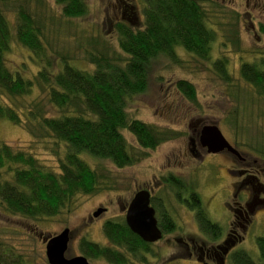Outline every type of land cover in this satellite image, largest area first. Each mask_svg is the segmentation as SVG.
Instances as JSON below:
<instances>
[{"label":"trees","instance_id":"trees-1","mask_svg":"<svg viewBox=\"0 0 264 264\" xmlns=\"http://www.w3.org/2000/svg\"><path fill=\"white\" fill-rule=\"evenodd\" d=\"M52 1L64 18L79 19L89 14L86 0ZM138 1L142 3L143 24L133 27L116 20V50L92 38L87 48H81L84 55L76 58L53 49L46 20L37 10L42 1L0 0V120L22 127L31 137L25 145L0 142V207L7 215L43 221L68 214L79 206V198L110 190L105 170L92 164L99 160L118 169L132 167L146 156L144 151L167 142L166 131L133 119L127 112L129 103L146 91L149 68L156 59L179 64L182 55H188L206 64L221 86L238 92L232 97L233 113L228 111L226 117L228 126L238 136H243L244 127L250 129L242 120L241 106L236 105L243 89L235 81H242L253 93L252 105L263 104L264 57L241 62L236 72L226 56L213 57L219 32L205 8L206 0ZM9 12L14 17L12 22L7 17ZM14 40L29 52V61L35 66L32 76L9 65L7 55ZM81 61L86 65H80ZM173 84L185 101L193 107L198 105L194 84L184 79ZM259 111L257 116H263L264 111ZM255 128L264 136V125L256 123ZM125 130L141 151L130 150L123 136ZM38 141L55 157L54 165L47 166L37 155ZM244 144L247 152L260 155L264 163V150L258 142L256 149ZM162 179L176 190V197L181 192L188 194L192 200L189 208L195 211L200 230L215 236L220 227L204 215L194 185L173 174ZM156 206L158 225L164 224L166 231L175 228L172 217L161 205ZM101 230L106 245L86 236L78 242L80 254L88 260L130 264L127 253L136 257L141 251H149L148 244L129 230L122 216L105 221ZM256 247L259 261L238 250L232 264H264V236L256 238ZM0 264L26 262L15 249L0 243Z\"/></svg>","mask_w":264,"mask_h":264},{"label":"rangeland","instance_id":"rangeland-1","mask_svg":"<svg viewBox=\"0 0 264 264\" xmlns=\"http://www.w3.org/2000/svg\"><path fill=\"white\" fill-rule=\"evenodd\" d=\"M38 1H42L41 8L37 10L46 20L45 27L50 31L53 49L76 58L84 55L81 48H87V42L92 38L95 41L98 38L116 50V20L123 18L125 21V18L135 16L137 21L129 25L139 27L143 24L142 3L138 0H86L89 14L79 19L62 17L60 7L52 0ZM127 2L132 6V13L122 8V3ZM204 4L209 11L210 20L219 32L213 57L226 56L235 72L241 62H253L257 57H264V0H206ZM7 14L12 22L13 14ZM28 55L29 52L14 40L7 60L12 69L32 76L35 66L29 61ZM181 59L179 64L168 62L164 58L154 60L149 68L146 91L136 96L127 106L131 118L155 125L160 132L166 131L169 136L167 142L153 151H144L146 156L132 167L118 169L108 161L99 160L97 164H92L93 167L97 165L96 169L105 170L104 176L107 177L110 190L79 198V206L68 214L62 213L53 219L35 221L7 215L0 207L1 245L15 249L26 264H49L43 238L48 239L68 228L71 238L66 256L81 255L78 250L79 240L86 236L93 242L106 245L107 241L101 230L102 223L108 219L124 217V210L133 193L140 188H147L157 198L156 202L161 205V209L172 217L176 230L164 234L158 242L151 244L147 255L138 254L134 257L127 253L130 263L199 264L194 257H188V251L182 245L176 243L180 239L204 248L209 247V242L199 232L195 211L181 204L180 197L192 200L186 192H182L177 199L176 190L170 188L162 178L173 174L186 184H193L199 195L200 205L205 209L204 215L223 231L229 221L226 206L233 202L231 183L235 179L231 175L236 170L247 168L264 184V163L258 158L260 155H252L244 146V143H249V146L256 149L258 142L264 150V136L255 128L256 123L264 125V115L257 116L259 110L264 111V103L252 105L253 93L242 81H235L243 89L236 105L241 106L242 120L249 124L250 129L244 127L243 136L234 134L226 117L228 111L233 113L235 103L232 97L238 92L221 86L214 73L201 61L188 55H182ZM80 65L86 63L81 61ZM178 79L194 84L197 106L193 107L174 91L173 83ZM33 96L34 94L31 98ZM248 105L252 106L247 111ZM204 125L217 126L237 154H207L205 147L200 150L199 146L194 150L198 155L193 154L190 151V138H194L196 129ZM123 136L132 152L141 151L134 137L126 130L123 131ZM30 140V135L22 127L0 120V142L16 146L29 144ZM36 148L37 155L47 166L54 165L55 157L44 148L43 143L38 141ZM98 208H105L106 211L95 218L92 214ZM261 236H264V211L256 216L243 244L236 250H243L254 261H259L256 238ZM228 261L232 264L230 258ZM89 262L110 264L103 259Z\"/></svg>","mask_w":264,"mask_h":264},{"label":"flooded vegetation","instance_id":"flooded-vegetation-1","mask_svg":"<svg viewBox=\"0 0 264 264\" xmlns=\"http://www.w3.org/2000/svg\"><path fill=\"white\" fill-rule=\"evenodd\" d=\"M122 8L126 11L128 9V12L132 13V6H130L129 4L122 3ZM134 17L125 18V21L128 22L130 25H132L137 21V19H134ZM201 128L198 130L196 129L195 132L196 135L194 138L193 137L190 138L191 139L190 151L192 153L194 152L197 155H198L197 151H194L196 150V147L199 146L200 150L202 149V146L199 143ZM223 152H227V151L224 150ZM206 153L209 154L207 150ZM231 176L233 179H235V181L231 183V197L233 199V202L231 204L228 203L226 206V209L229 214V218H228L229 221L227 227L226 228L224 227L223 231L222 228L220 227V230L217 232L215 236H212V238H209V235L207 236L206 234H204L199 228V232L209 242L208 248H204L201 245H197L191 241L190 242L182 241L180 239L176 240V243L178 245L180 246L182 245L183 248L188 251L186 253L188 257L190 258L194 257L195 258L194 260L199 264H225L226 261L229 264L228 259L230 258L231 260L233 254H235L238 251L236 249L241 245L243 239L247 236L254 219H256V216L258 214L264 211V184L260 183L258 177L254 176L252 172L249 171L247 168L236 170L235 174ZM141 189L147 190V188H140L138 190ZM147 191L150 194V206L153 207L155 210V217L157 219V224H158V208L156 205H160V204H157L156 202L157 198L152 194V192L150 190ZM135 192L133 193L132 197L134 196ZM180 194L177 196V199H179ZM180 202L181 204H184L186 207H188L191 201L187 198L182 199L180 197ZM124 215H125V210H124ZM158 227L162 232V236L164 234L171 233L176 230L175 228H173L172 230L166 231L164 229V224L158 225ZM147 244L149 250L151 244L149 243ZM147 253L148 252L145 251L140 252V254L143 255H147Z\"/></svg>","mask_w":264,"mask_h":264},{"label":"water","instance_id":"water-1","mask_svg":"<svg viewBox=\"0 0 264 264\" xmlns=\"http://www.w3.org/2000/svg\"><path fill=\"white\" fill-rule=\"evenodd\" d=\"M134 19H137L134 17ZM199 143L210 154L221 153L224 150L237 154L227 142L217 126H204L201 130ZM105 208H98L92 216L97 218L105 212ZM124 221L129 230L145 243H155L162 238L158 227L155 210L150 206V194L141 189L135 192L125 208ZM45 254L49 264H91L83 255L66 257L70 243V230L65 228L61 233L44 239Z\"/></svg>","mask_w":264,"mask_h":264},{"label":"bare ground","instance_id":"bare-ground-1","mask_svg":"<svg viewBox=\"0 0 264 264\" xmlns=\"http://www.w3.org/2000/svg\"><path fill=\"white\" fill-rule=\"evenodd\" d=\"M204 126H211V125H204ZM204 126H202V128H203ZM202 128H201V130H202ZM199 137H200V136H199Z\"/></svg>","mask_w":264,"mask_h":264}]
</instances>
